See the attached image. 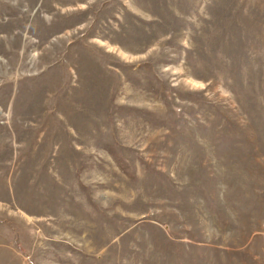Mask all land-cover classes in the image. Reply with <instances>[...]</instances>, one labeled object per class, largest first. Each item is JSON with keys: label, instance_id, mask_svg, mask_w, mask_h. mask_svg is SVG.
Here are the masks:
<instances>
[{"label": "rangeland", "instance_id": "1", "mask_svg": "<svg viewBox=\"0 0 264 264\" xmlns=\"http://www.w3.org/2000/svg\"><path fill=\"white\" fill-rule=\"evenodd\" d=\"M0 264H264V0H0Z\"/></svg>", "mask_w": 264, "mask_h": 264}]
</instances>
